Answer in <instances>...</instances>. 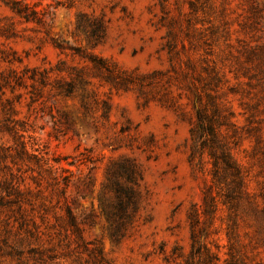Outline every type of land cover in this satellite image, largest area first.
<instances>
[{
  "label": "rangeland",
  "instance_id": "obj_1",
  "mask_svg": "<svg viewBox=\"0 0 264 264\" xmlns=\"http://www.w3.org/2000/svg\"><path fill=\"white\" fill-rule=\"evenodd\" d=\"M22 1L38 21L0 2V264H184L192 209L194 264H264V0Z\"/></svg>",
  "mask_w": 264,
  "mask_h": 264
},
{
  "label": "trees",
  "instance_id": "obj_2",
  "mask_svg": "<svg viewBox=\"0 0 264 264\" xmlns=\"http://www.w3.org/2000/svg\"><path fill=\"white\" fill-rule=\"evenodd\" d=\"M6 7L10 9V11L16 15L17 17L25 20V21H38V12H36L34 9L29 7L28 4L24 3L22 0H0ZM199 122H202V119L198 118ZM191 135H195V130H191ZM210 158L213 159V172H212V178L214 181H219L222 174H226L227 171L231 172V175L234 178V185L236 189H239L240 187V174L238 167L234 164V162L231 160V157L225 153L222 152L220 156H218L214 151L210 152ZM40 161V159H38ZM46 164V163H45ZM53 173V170L51 167L48 169ZM232 195L230 191L227 190V192L224 194V200L222 204H228L229 209L232 210L234 204H232ZM210 208H205L203 211L204 215H207L208 213H211V206L212 199H210ZM189 223H190V241H191V250L188 258L184 261V264H194V258L197 257L200 254V248L201 244L199 242V235L200 232L197 229V226L199 224V219L197 212L195 210H191L190 214L188 215ZM229 219H232V216L229 215Z\"/></svg>",
  "mask_w": 264,
  "mask_h": 264
}]
</instances>
